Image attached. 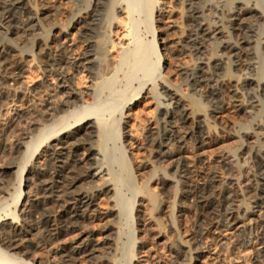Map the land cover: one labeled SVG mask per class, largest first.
<instances>
[{
    "label": "bare ground",
    "instance_id": "1",
    "mask_svg": "<svg viewBox=\"0 0 264 264\" xmlns=\"http://www.w3.org/2000/svg\"><path fill=\"white\" fill-rule=\"evenodd\" d=\"M48 1L51 0H0V29L21 33L26 46L33 40L44 78L56 80L58 93L64 97L59 102L49 101L42 108L33 104L16 112V127H21L23 122L32 126L44 122L46 128L41 131L43 134L40 137H34L32 131L26 129L17 147L29 151L45 141L47 143L45 156L38 162L41 167L34 168V173L28 172V176L32 178L27 177L25 180L26 197L18 217L14 216L12 220L0 223V264H32L22 258L30 253V235L36 236L41 245L55 243L67 231L87 226L99 219L97 208L104 197L111 202L112 209L120 211H112L118 215L125 216L130 209L135 210V216L139 217L145 211H155L159 206V199L150 183L157 182L161 188H165L168 174L157 167L147 182L136 185L132 170L139 171L145 164L144 159L138 160L140 157L137 155L141 152L148 160L154 158L157 162L163 161L166 146L171 143L178 146L185 142L186 139H180V132L177 133L174 128L177 125L186 130L192 120L191 116L203 111L200 102L202 97L208 100L213 112L248 116L252 118L253 129L264 132V119H256L258 113L264 111V68L261 66L262 57L264 58V32L261 33L264 27L263 0H220L216 4L209 0H188L189 7L184 5V0L158 1L160 19L183 35L180 36L183 39L179 38L173 44L164 41L165 35L162 34V58H170L169 55L179 44L182 53L197 55L198 63L194 67L182 68L181 74L185 76L188 86L199 93L201 98L198 100L194 94L184 93L182 88L163 78L165 83L161 86V99L170 101V104L160 103L156 106L160 110L161 127L148 136L143 145L134 138L139 130L136 129L143 120L141 113L135 112V108L143 100L152 98L148 82L159 77L161 66L160 63L154 64L151 58L159 46L155 44L151 49L143 45L141 49L139 46L132 49L134 41L131 42V34L127 28L131 8L116 5L117 0H113V7L111 6L114 9L111 14L114 33L110 35L109 41L104 37L96 40L97 30L94 26L97 25V8L100 7L101 0H95L88 23L83 24L91 34H87L88 38H85L82 54L71 56L75 33L71 35L61 31L49 36L37 32L41 29L39 16ZM131 3L132 8L137 4L145 8L147 1L131 0ZM81 24L82 22L73 24L72 29L78 30ZM184 24H187L188 29ZM211 35L218 42H214L212 48H209L207 43ZM34 60L36 59L27 55L22 48L0 37V111L8 101L32 92H45L44 79L42 83H37L30 77ZM81 69L87 73L86 78L89 80L83 89L80 88L82 78L75 82L70 78L71 74H80ZM74 114L75 120L72 121ZM112 114H116L112 121L114 125L105 130L104 119ZM61 115L63 117L60 118ZM94 119L95 122H92ZM125 120L127 121L124 122ZM95 123L99 126L98 132L93 130ZM201 123L203 125L198 124V129L186 132L187 135L202 133L209 138L217 132L209 119L203 117ZM74 125L76 127H72ZM0 128L2 133H7L6 127ZM14 129L16 128L12 130ZM244 129L240 132L243 139L250 135ZM114 138L122 144V153H129L135 159L133 167L123 165V171L121 170L125 174L127 187L135 188L132 200H126L121 195L119 189L125 185H121L116 174L109 172L100 163L106 159L113 162L120 160L117 155L121 152L107 146ZM203 139L198 140L199 144H204ZM96 155L100 157L99 166L94 167L92 161ZM243 156V150L240 149L233 157L234 161L243 160ZM225 161L208 162V168L212 166L213 169H206L209 171L205 173L207 180H204V189L189 186L184 191L190 211L194 212L195 218L200 222L201 237L207 238L223 226L231 227L244 216V212L253 213L254 208L264 206V151L256 150L251 155L255 169L245 188L250 199L247 208L242 206L241 192L238 191L241 176L238 178L234 163L230 165ZM220 169H226L229 177H226L228 180L224 185L218 187ZM20 182L22 185L23 178ZM20 188L16 189L17 194L21 193ZM3 193L5 196L1 197L5 198L8 194ZM5 204L6 202H1L0 209ZM254 239L258 244L264 245V230L259 231ZM136 243L133 258L136 264H142L143 260L139 256L144 243L140 239ZM114 246L113 249L117 252V244ZM97 251L98 244L89 233L71 246L56 247L52 255L59 264H86V259L93 258ZM188 251H191V247L187 245L175 251L171 249L174 264H182ZM257 257L260 264H264V248L258 251ZM161 258L160 254H155L148 259L151 264H161ZM104 259L100 257L99 261L91 264H115L110 261L112 259Z\"/></svg>",
    "mask_w": 264,
    "mask_h": 264
},
{
    "label": "rangeland",
    "instance_id": "2",
    "mask_svg": "<svg viewBox=\"0 0 264 264\" xmlns=\"http://www.w3.org/2000/svg\"><path fill=\"white\" fill-rule=\"evenodd\" d=\"M112 1L113 0H101V5L97 8V14L99 15L96 23L97 25L94 26V29L96 28L95 30H97L95 33L96 40H100L101 37H104V39L109 41L115 31L112 23L113 18L111 17V14H113L112 11H114L112 8ZM145 1H147L145 8L140 4L132 8L131 0H117V4L115 3L124 8L128 6L131 8V14L127 20V28L131 34V42L134 41L132 43L133 46L131 45L132 49L137 46L141 49L143 45L151 49L154 48L155 44L159 46V51L157 50L151 58L154 64L160 63L161 66L158 72L159 77L150 79L148 82V87L152 90V96H150L152 98L145 101L143 100L140 106L135 108V112L138 111L137 113H141L140 117L143 119L140 123L141 128L139 127L136 129V131L139 130L134 136L141 145L146 143V138L148 136L161 127V122L159 121L161 117L159 115L160 110L156 106H159L160 103H165V105L170 104V101H163L161 99V86L165 83L163 78H165L167 82L176 84L182 88L184 93L189 95L194 94L195 98L198 100L201 98L199 93H196L188 86L185 76L181 74V70L186 69V67H194L198 63L197 55L189 52L182 53L183 51L179 44L175 46V50L169 55L170 58L167 60H165L164 57L162 58V34L165 35L164 41H170L173 44L183 39V35H181L177 29L168 27L165 23L166 21L160 19L158 16V6H160V2L158 3V1L161 0ZM209 1L216 4L217 1L220 0ZM184 3L186 6L189 1L184 0ZM94 6L95 0L48 1V3L46 2L44 4L43 11L39 16L41 29L37 32L49 36L61 31L64 34L71 35L75 33L73 36V53L71 52L70 55L74 56L77 54L75 56H78L82 54L85 48V40L88 38L87 34L90 33L84 28L83 24L88 23L89 15L93 11ZM187 7L189 6L187 5ZM119 16L120 15H117V17ZM147 18H149V20ZM79 22H82L81 26H78L79 29L73 30L72 25L78 24ZM184 25L185 28L188 29L187 24ZM263 32L264 27L261 29V33ZM0 37L13 42L14 45L22 48L27 55L36 59L34 60V66L30 77L37 83H42L43 79L46 83L45 92L41 94L32 92L15 100L8 101L0 111V127L7 128V133H2V128H0V203L6 202L5 206L0 209V223H2L9 221V219L12 220L14 216L18 217L26 197L25 180L27 177L32 178V176H28V172L34 173V168L41 167L38 162L42 161V158L45 156L47 143V141H45L36 147H32L29 151L25 148L19 149L17 144L22 141L23 133L26 129L31 130L34 137H40L43 134L41 131L46 128L44 122H38L37 125L33 126L23 122L21 124L23 127H16L14 122L16 112L24 110L33 104L42 108L47 105L49 101L59 102L64 99V97L58 93L59 89L56 87V80L44 78L43 72L39 68L40 58L37 57L38 50L34 46L33 40L30 42V45L26 46L21 33L9 32L3 29H0ZM69 37L71 36L69 35ZM210 38L207 44L209 48H212L213 43L218 41L215 37L212 39V35ZM30 60H32V58ZM261 66L264 68L263 57ZM86 74L87 73L83 72L81 69L80 74H71L70 78L74 82L76 79L78 81V79L81 80L82 78L80 88L83 89L89 82L86 78ZM137 86L138 83L136 84V87ZM200 102L203 105V111L197 112L191 116L192 120H190V124L186 127V130L181 127L180 129L177 125L175 126L176 128H174L177 133H181H179V135L177 134L178 137L180 139L184 137L183 141H185V139L186 141L180 145L178 144V146H173L172 143L166 146L164 148L166 157L163 161L157 162L154 158L148 160L141 152L137 155L140 158L136 156L138 160L144 159L145 162L141 170L136 172L132 170V174L134 175L133 180L135 181L134 183H137L136 185L147 182V180L151 178V173L153 172L154 174V170L157 167L168 174V181L165 188H161L157 182L150 183V187L157 193L159 199V206L155 211L151 213L149 210H144L145 213L143 211L144 214L142 217H139L135 216V210L133 211V209H130L125 216L122 214L118 215V213L112 212L117 209H112L110 207L111 202L104 197V199L100 201V207L97 208L100 213L99 219H95L87 226H81L80 228L67 231L60 236L55 243H51L52 245H41L36 236L30 235V253L28 256H23V260L29 261L32 264H59L52 255L56 247L71 246L83 239L84 235L91 233L94 242L98 244V251L93 258L86 259V264L95 263L99 261L100 257L103 259L105 258L104 260L112 259L110 261H113L115 264H136L133 258V248L137 246L136 241L139 239L144 243V248L140 251L139 256L141 260H143L142 264H151L148 258L155 254H160V256H162L161 264H174L170 250L172 249L175 251L186 245L187 247H191V251H188V256L182 259V264H260L261 262L258 261L257 257L258 251L264 248V245L255 242L254 237H256L259 231L262 229L264 230V206L254 208L253 213L244 212V216L237 220L233 226H223L206 238L201 237L202 234H200V232L202 233V230L199 224L200 222L195 218L194 212L192 210L190 211L188 207L189 203L185 199V192L189 186L200 188V190H202V188L204 189L206 185V181L204 182V180H207L205 178V173H207L210 168L211 170L213 169L212 166L208 168L210 166L209 163L223 159L224 161L226 160L225 162L231 163L230 165L234 163V167L236 166L235 169L237 168L238 178L241 176L239 179L240 185H238V191L239 193L241 192L240 194L242 197L240 199L243 200V204L241 203L242 206L247 208V206L250 205V199L245 192V188L247 187L248 179L254 173L255 169L251 162V155L253 151L256 150L264 151V132L254 130L252 118L248 116L233 113H216L212 111L208 100L202 97ZM258 114L256 119L258 121L263 120L264 111ZM75 116L76 114L72 115V121L75 120ZM61 117H63V115H61L60 118ZM115 117L116 114L107 115L105 117V123L103 124L105 130H108L114 125L112 121ZM203 117L209 119V123L215 126L217 132L209 138L202 133L199 135L197 133L196 136L187 135L186 132L190 133L193 129H198V124L203 125L201 123ZM126 121L127 120L124 122ZM92 122H95V119L92 120ZM48 124H51V122ZM14 127L16 129L12 130ZM72 127H76V125ZM101 128L103 129V127ZM242 128H245L244 130L250 133V135L244 139L240 134ZM182 129L185 130V132ZM93 130L94 132H98L99 130V126L96 123L94 124ZM182 131L184 133H182ZM201 138H204L203 145L199 144ZM107 146L108 148L117 149V152H121L120 155H117L120 160L113 162L106 159L100 163L103 165L102 167H106L109 172L116 174V179L121 185H125L121 186L119 189L121 195L123 194L122 196H125L124 198L126 200H132L134 198L135 188L127 187L124 178L125 174H123L124 172L122 173V167L123 165H130V167H133V162L135 161L134 156L129 153L124 155L121 150L122 144L115 138L111 139ZM240 149H242L244 153L243 160L235 162L233 157H235ZM99 158L98 155L93 157L92 163L94 167H97ZM22 169L23 172H21ZM222 170L220 169L218 171L221 174L218 173V185L216 184L218 187H221L223 183L225 184L226 177H229V175L227 176L228 172L226 169ZM182 171L185 172L182 173ZM22 178L23 184L21 185L20 180ZM17 188H20L21 193H16ZM3 192L8 194L5 197L7 200L2 198L5 196ZM117 212L120 211L117 210ZM109 213L110 215H107ZM238 241H240V243H238ZM116 244L118 246L117 252L113 249ZM163 256L167 258H163Z\"/></svg>",
    "mask_w": 264,
    "mask_h": 264
}]
</instances>
